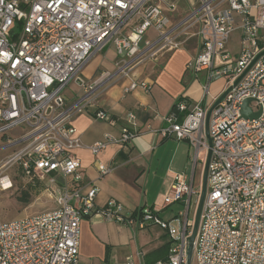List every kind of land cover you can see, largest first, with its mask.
<instances>
[{"label":"built area","instance_id":"2783aa9c","mask_svg":"<svg viewBox=\"0 0 264 264\" xmlns=\"http://www.w3.org/2000/svg\"><path fill=\"white\" fill-rule=\"evenodd\" d=\"M180 9L178 0H0V155L9 152L0 159V191L15 187L13 167L26 186L56 187L53 210L0 219V264H80L81 223L95 212L129 227H168L151 207L129 212L114 198L96 207L99 188L85 190L82 163L74 154L84 143L72 122L105 82L82 78L94 55L114 46L118 68L108 77H128L138 65L160 61L196 40L198 52L187 68L205 73L203 97L193 105L177 103L161 134L187 140L194 160L208 152L210 106L264 51V0H190L184 16ZM235 30L240 49L232 60L228 45ZM219 78L227 80V87L209 103L210 85ZM77 81L83 94L71 100L65 89ZM151 87L152 82L132 79L124 93ZM248 98L260 118L242 117ZM96 117L111 120L103 110ZM126 120L121 136L106 134L89 149L97 155L110 144L131 142L140 134L136 115L130 112ZM15 129L19 134L11 135ZM210 135L208 187L193 262L264 264V55L214 109ZM98 169L105 176L115 168L100 163ZM201 190L176 174L170 200L189 204L193 196L199 200ZM182 215L181 240L157 264H186L194 222L188 210Z\"/></svg>","mask_w":264,"mask_h":264},{"label":"crops","instance_id":"0c3cea01","mask_svg":"<svg viewBox=\"0 0 264 264\" xmlns=\"http://www.w3.org/2000/svg\"><path fill=\"white\" fill-rule=\"evenodd\" d=\"M193 45L191 51L187 48L177 50L160 62L150 60L138 65L128 77H108L118 68L119 58L114 46L94 55L84 68L82 78L85 80H91L99 72L97 79L105 80L96 93V100L72 122L84 143V147L75 150L74 154L82 163L85 190L92 186L99 188L95 199L99 209L112 198L121 202L129 212L151 207L168 223V227L155 224L143 229L129 227L108 221L101 213L95 212L81 223L80 264H157L167 260L171 247L181 240L185 226L182 213L188 210V218L194 222L198 198L193 196L187 204L184 199L171 201L170 196L176 174H184L196 188L202 186L208 152L203 151L194 160V150L187 140L161 134L174 105L183 101L193 105L203 97L204 92L200 96L198 92L204 90L206 83L200 84L196 80L199 74L187 68L198 52L196 40ZM85 71L87 75H84ZM132 79L152 82V87L125 94L124 88ZM75 83L81 85L79 81ZM212 96L209 99V90V103L218 95ZM99 110L105 111L111 120L97 118ZM130 112L136 115L135 128L140 134L125 146L110 144L95 155L89 146L103 140L106 134L121 136L127 125L126 115ZM100 163L115 169L101 176ZM38 188L40 186L35 189ZM55 207L54 202L53 209Z\"/></svg>","mask_w":264,"mask_h":264},{"label":"rangeland","instance_id":"374dc122","mask_svg":"<svg viewBox=\"0 0 264 264\" xmlns=\"http://www.w3.org/2000/svg\"><path fill=\"white\" fill-rule=\"evenodd\" d=\"M178 4L181 7L178 14L180 16H184L185 13L190 8V0H178ZM155 35H156L155 32L153 30H150V36L154 37ZM194 41L195 40H192L187 44L186 48L188 50L191 51V49H193ZM191 43L192 45H190ZM239 49H240V31L235 30L231 35V40L228 45V51L231 54L232 60L235 59L237 53L239 52ZM217 62L220 63V57H217ZM99 73H96L95 75L92 76V78L91 77L89 78H91V80H95L98 77H100ZM204 74L205 73H200L198 77H196V80L199 81L200 84L205 83ZM84 75H87V71L84 72ZM226 87H227V80L225 78H219L213 81L210 87L209 99H211L213 97L212 95L214 94L220 95ZM203 92H204L203 88L199 89L198 96L202 95ZM65 94L68 98L76 99L77 96H81L83 94V86L75 82H71L66 87ZM196 95L197 94H195L194 96ZM252 105L255 106V103H253ZM19 132H20L19 129H15L11 132V135L16 136L19 134ZM0 143H2L1 139H0ZM8 153L9 152L1 154L0 159L5 157V155ZM17 170L18 169L16 167H13L11 170H9V173L15 183V187L8 191H3V192L0 191V216H1L0 219L2 221L19 220L26 216L40 214L49 211L54 207L56 187L54 186L48 190L47 186H41L38 189H35L30 185L26 186L27 182L25 178L22 175H19L17 177L16 174ZM193 264L196 263L194 262Z\"/></svg>","mask_w":264,"mask_h":264},{"label":"water","instance_id":"95a60500","mask_svg":"<svg viewBox=\"0 0 264 264\" xmlns=\"http://www.w3.org/2000/svg\"><path fill=\"white\" fill-rule=\"evenodd\" d=\"M264 55V51L259 53L253 63L250 65V67L243 72L234 82L233 86H236L241 79L245 76L247 71L251 68V66L262 56ZM81 83V82H80ZM233 86H230L226 91H224L215 101L214 103L210 106L208 113H207V118H206V134H207V139L209 143V150L207 153L206 161H205V166H204V171H203V178H202V190H201V195L199 198L195 218H194V223H193V228L191 231V234L188 236V248H187V262L186 264H193V259H194V245L196 241V237L198 234L199 226H200V221H201V215H202V210L204 206V200L206 197L207 193V187H208V173H209V165L212 157V147H213V140L210 135V119L212 116V113L214 109L224 100L228 92L233 88ZM252 101L251 98H248L244 101L243 106H242V117L245 119H258L261 116V111L259 112H253L252 109L250 108L249 104Z\"/></svg>","mask_w":264,"mask_h":264},{"label":"trees","instance_id":"16d2710c","mask_svg":"<svg viewBox=\"0 0 264 264\" xmlns=\"http://www.w3.org/2000/svg\"><path fill=\"white\" fill-rule=\"evenodd\" d=\"M205 80V79H204ZM206 82V81H205ZM180 100H182V99H180ZM188 104H190L189 102H188ZM175 106L176 105H174V108H175ZM188 113V111H185V112H182V113H180L179 115V117H180V119L182 120L185 116H186V114ZM170 252V251H169ZM169 256V255H168Z\"/></svg>","mask_w":264,"mask_h":264}]
</instances>
